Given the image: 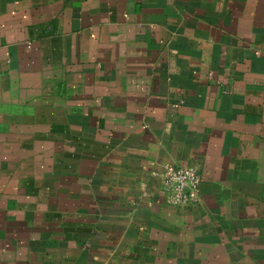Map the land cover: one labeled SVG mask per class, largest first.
Instances as JSON below:
<instances>
[{
    "label": "crops",
    "instance_id": "obj_1",
    "mask_svg": "<svg viewBox=\"0 0 264 264\" xmlns=\"http://www.w3.org/2000/svg\"><path fill=\"white\" fill-rule=\"evenodd\" d=\"M0 264H264V0H0Z\"/></svg>",
    "mask_w": 264,
    "mask_h": 264
},
{
    "label": "built area",
    "instance_id": "obj_2",
    "mask_svg": "<svg viewBox=\"0 0 264 264\" xmlns=\"http://www.w3.org/2000/svg\"><path fill=\"white\" fill-rule=\"evenodd\" d=\"M153 175H159L153 171ZM166 202L171 207L196 206L201 202L203 177L192 166H167L160 174Z\"/></svg>",
    "mask_w": 264,
    "mask_h": 264
}]
</instances>
